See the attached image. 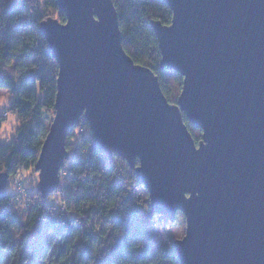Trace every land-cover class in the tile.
I'll list each match as a JSON object with an SVG mask.
<instances>
[{
  "label": "water",
  "instance_id": "water-1",
  "mask_svg": "<svg viewBox=\"0 0 264 264\" xmlns=\"http://www.w3.org/2000/svg\"><path fill=\"white\" fill-rule=\"evenodd\" d=\"M163 1L172 22L151 26L160 69L183 75L177 103L125 51L113 0H58L66 22L41 25L60 70L37 188H60L66 139L84 116L100 147L134 169L152 213L185 215L172 243L181 264H264V0Z\"/></svg>",
  "mask_w": 264,
  "mask_h": 264
},
{
  "label": "trees",
  "instance_id": "trees-1",
  "mask_svg": "<svg viewBox=\"0 0 264 264\" xmlns=\"http://www.w3.org/2000/svg\"><path fill=\"white\" fill-rule=\"evenodd\" d=\"M113 2L125 51L151 67L168 100L177 103L183 75L170 67L160 69L161 49L151 26L152 20L172 22L170 6L163 0ZM52 18L66 22L58 0H11L0 13V88L10 91L9 111L18 122L14 138L0 140V162L5 165L0 172L7 171L9 179L21 166L38 174L35 164L55 114L60 65L41 32V25ZM18 71L24 73L21 78ZM6 118L0 114V121ZM81 119L66 139L68 153L79 150L70 158L68 183L59 201H50L51 195L42 194L36 185L30 207L23 205V214H16L10 207L18 193L0 192V264H181L173 247L166 252L147 238L156 214L150 209L140 217L145 201L134 169L104 151L88 120ZM185 122L198 143L202 131L186 117ZM77 137L80 143L75 145Z\"/></svg>",
  "mask_w": 264,
  "mask_h": 264
},
{
  "label": "rangeland",
  "instance_id": "rangeland-1",
  "mask_svg": "<svg viewBox=\"0 0 264 264\" xmlns=\"http://www.w3.org/2000/svg\"><path fill=\"white\" fill-rule=\"evenodd\" d=\"M11 0H0V13L1 10L3 8V6L7 3H9ZM54 17H56L54 15ZM5 69L7 70V68L5 67ZM10 70V68H9ZM24 74V73H23ZM22 72H16V76L21 78V76L23 75ZM2 89V88H0ZM43 93L41 92V95ZM13 103L12 100V95L10 93V91L8 90V95L6 97V101L3 103H0V114L5 115L6 117H8L7 113L12 111H9V108L11 106V104ZM14 114V113H13ZM55 114H53L54 117ZM52 117V119H53ZM7 119V118H6ZM17 115L14 114L13 118L11 120L8 121V127L7 128H1L0 131V140L2 142H7V141H11L14 136H15V131L17 128ZM50 128V126H49ZM48 128V130H49ZM78 132L80 133V131L78 130ZM80 138L77 137V139H74L72 142H74V144H78ZM79 150V149H78ZM78 150H73V148L71 149V151H69L70 153V157L69 159H67L65 161L66 164V169L62 170V174L61 176V186L59 190H56L54 193H52V195L49 197L50 201L52 199H56L58 200V198L60 199V197L63 196L64 194V185H66L68 183V179H69V175L67 173V170L70 167V162L72 159L73 154H77ZM71 158V159H70ZM124 172H128L127 169H124ZM24 178V180H23ZM23 181V184H20ZM39 181V177L38 174H35V172L33 170H29V171H22L20 170L18 172L17 176H12L10 177L6 189L13 191L15 193H18L19 198L13 203V205L10 207L11 211H13L16 214H23V211H21V208L23 205H26L28 207H30L31 201L32 199H29L30 194L34 193L36 188V185L38 184ZM26 191H28V193H26ZM138 192L141 196V199L143 201H145V203L143 204V208H142V212L140 217H146L148 210H150V205L148 202L149 200V194L148 191L145 187V185L140 184L138 186ZM23 193V194H22ZM21 196V197H20ZM59 201V200H58ZM186 217L185 215H183L182 213H178L177 214V218L175 219V222H170L165 216H161V215H157L155 217V221L153 222V225L149 226L148 229V234H147V238H149L150 241L152 242H156L162 249H164V251L169 252L170 248L172 247V243L176 240V239H181L184 238L185 234H186ZM47 264L49 263L48 261L46 262ZM45 263V264H46Z\"/></svg>",
  "mask_w": 264,
  "mask_h": 264
},
{
  "label": "clouds",
  "instance_id": "clouds-1",
  "mask_svg": "<svg viewBox=\"0 0 264 264\" xmlns=\"http://www.w3.org/2000/svg\"><path fill=\"white\" fill-rule=\"evenodd\" d=\"M7 95H8V89L7 88L0 89V103H3L6 101ZM13 115H14L13 113L9 112L7 119L0 121V128H7L8 127V121L13 118ZM4 167H5L4 163L0 162V170H3ZM21 170L23 171V166H21Z\"/></svg>",
  "mask_w": 264,
  "mask_h": 264
},
{
  "label": "built area",
  "instance_id": "built-area-1",
  "mask_svg": "<svg viewBox=\"0 0 264 264\" xmlns=\"http://www.w3.org/2000/svg\"><path fill=\"white\" fill-rule=\"evenodd\" d=\"M23 180H24V178H23ZM20 184H23V181H22ZM26 193H28V191H26ZM22 194H23V193H22ZM54 213H57V210L54 211Z\"/></svg>",
  "mask_w": 264,
  "mask_h": 264
}]
</instances>
